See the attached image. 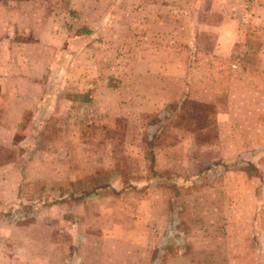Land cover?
Listing matches in <instances>:
<instances>
[{
  "label": "rangeland",
  "instance_id": "1",
  "mask_svg": "<svg viewBox=\"0 0 264 264\" xmlns=\"http://www.w3.org/2000/svg\"><path fill=\"white\" fill-rule=\"evenodd\" d=\"M29 1L82 38L0 93V264H264L262 0Z\"/></svg>",
  "mask_w": 264,
  "mask_h": 264
},
{
  "label": "crops",
  "instance_id": "2",
  "mask_svg": "<svg viewBox=\"0 0 264 264\" xmlns=\"http://www.w3.org/2000/svg\"><path fill=\"white\" fill-rule=\"evenodd\" d=\"M72 1H61L63 4L66 3L65 15L69 19L75 15L79 16L78 12L77 14L74 13L75 11L85 13L88 11L87 7L95 15L100 5L98 0H81L84 5L79 4L75 7V5H71ZM167 1L169 2V0ZM261 2L263 3L261 9L264 11V0ZM29 3V0L0 2V13L5 12L7 16V21H0V93L2 94H4L5 88L9 86L7 85L8 81L14 83L15 81H24L33 88H40L41 52L45 54L46 51H51L55 54L53 48L61 47L67 37L71 35V28L68 29L69 26L63 23V21H67L66 18H61L53 5H49L50 8L41 18L39 10H31V3ZM250 3L258 4V0H252ZM137 4H141L142 10H145L147 5L144 0L138 1ZM169 5H166V10ZM216 8L221 9V6L217 5ZM23 19L24 21H21ZM84 19L82 18V20ZM85 32L88 33L86 28ZM76 38H82V36H74L68 39L74 40ZM65 42H69V40ZM13 86L15 89L12 87L11 90L17 92L22 90L17 84H13ZM7 102L8 106H13V101L8 100ZM230 260L233 261L231 258ZM246 264H248L247 261Z\"/></svg>",
  "mask_w": 264,
  "mask_h": 264
}]
</instances>
